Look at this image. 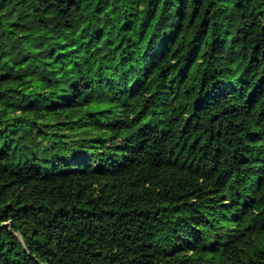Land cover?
I'll return each instance as SVG.
<instances>
[{
    "label": "trees",
    "instance_id": "trees-1",
    "mask_svg": "<svg viewBox=\"0 0 264 264\" xmlns=\"http://www.w3.org/2000/svg\"><path fill=\"white\" fill-rule=\"evenodd\" d=\"M0 264H264V0H0Z\"/></svg>",
    "mask_w": 264,
    "mask_h": 264
}]
</instances>
